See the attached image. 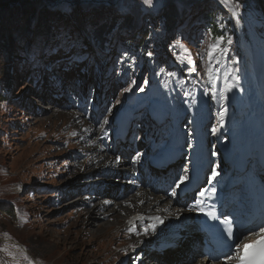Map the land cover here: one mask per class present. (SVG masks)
Masks as SVG:
<instances>
[{
  "label": "rangeland",
  "instance_id": "374dc122",
  "mask_svg": "<svg viewBox=\"0 0 264 264\" xmlns=\"http://www.w3.org/2000/svg\"><path fill=\"white\" fill-rule=\"evenodd\" d=\"M34 2V0H28L25 3L30 6V10L32 8L36 10L37 6ZM121 2L120 0L119 3ZM179 2L181 1L174 2V5L177 6L179 14L182 12L185 15V11L178 6ZM129 3L133 5L134 1L129 0ZM200 3L203 2L200 1ZM78 4L75 10L87 22L86 35L105 22L112 21L116 25L120 23L117 15L119 10L113 7L109 0H79ZM13 5H18V1ZM195 5L194 15L203 11L201 6ZM19 7L23 8L24 5L19 4L0 15V46L1 48L3 44L9 46L8 50L12 53L11 59L14 57L15 61L13 86L8 89L6 103L0 101V166L5 164L8 175L18 176L15 180L19 182L12 181L10 191L17 193V184L25 186V190L21 193L22 207L27 211L30 222L14 221L9 217L0 216V264H15V261H19V264H122L126 257L121 252L125 249L126 254L128 244L139 242L140 227L139 224L129 223L130 214L124 216V212L121 211L129 207L126 202L129 203L131 199L135 201V204L138 202L136 194H131L127 198L126 192H120L118 195L124 197L121 200L122 207L119 199H104L109 196V191L101 195L98 190L99 187L109 189L111 186H106L109 182L116 186L120 184V178L113 172L110 173L105 166L114 158L116 159V156L108 152L107 155L104 154L107 157L105 159L97 152L98 148L105 151L109 146L110 132L115 127L112 117L118 113L122 115V111L119 112V110L125 102H129L128 104L134 108V104L136 105L135 109L140 116L131 132L130 141L126 145L120 144L117 148L124 150L129 148L132 157H135L137 153L141 154L136 163L135 175L140 176L142 183L146 185V190L154 195L162 196L164 201L177 200L170 195L172 187L169 184L171 178L177 179L184 173L178 169L169 173L161 172L160 175L158 171L149 172V169L146 172L140 171L142 166L147 165V154L150 152L151 144L162 143L164 139H167L170 144L173 142L176 131L174 118L179 106L187 104L193 111L189 112L188 121L181 126L179 140L183 135L190 136L194 131L192 132L194 137L191 136V138L203 157L208 151L207 143L195 130L202 127V133H204L205 130L210 129L207 137L212 138L214 142L216 133L213 134V128H217V132L220 131L225 136L226 129L223 124L213 118L214 111L220 112L225 106V100L220 101L221 105L218 107L216 100L206 96L204 93L209 90L210 85L202 89V84H197L195 95L192 94L193 85L181 83L176 79L171 82L164 79L166 85L160 88L158 80L142 79V73L137 72L136 68L132 69L124 65L122 70H114L113 75H110V70L105 67V63L113 55L112 46L108 47V51L99 52L96 57L86 51V59L82 63L56 64L52 71L48 66L36 69L38 65L34 64L31 67L32 63H28L26 54L29 55L30 50L36 48L37 42L40 43L36 38H32L35 36L33 32L30 31L29 36L16 41L14 39L13 44L11 39L20 34V30H24V25H27L26 31L29 28L36 29L38 24L29 26L30 23L27 21L29 17L24 15L25 10H18ZM75 10L69 14L66 12L61 14L57 11L52 12L47 6V8L36 10L39 13L36 23L46 21L52 29L51 32L62 34L66 29L68 36H74L76 31L79 32L76 20H71ZM34 13H30V17L36 18ZM151 13L154 14V11ZM231 14L234 17L238 15L233 12ZM123 15L120 13V16ZM244 17L247 18L246 15ZM137 18L138 16L133 15L128 19L132 25H136ZM158 21L159 16L153 22L146 19L147 23L144 26L150 22L151 26L159 31ZM258 25L264 30L262 19H258ZM46 34L47 36L41 40L42 48L53 49V45H58L59 40L56 39L52 43L50 39L53 37L48 32ZM162 35L163 33L159 32L154 39L158 41V45ZM172 35L168 33L165 39H173L175 35ZM124 38L128 37L125 33H121L120 40ZM182 38L185 44L191 41L184 33L179 35V40ZM259 39L261 40V37ZM113 42H118V39H114ZM165 43H167L166 46L154 52L160 65H163L167 72L181 69L180 64L174 66L166 64V54L171 52L169 47L172 45L167 40ZM241 43L243 44L242 38ZM226 47H230L229 51L240 50L234 45ZM173 49L175 47H172V53ZM182 51L190 57L195 53V49L189 46V43ZM70 52H73V49ZM108 53L110 54L107 55ZM47 58L43 56V60ZM53 59H55L54 55L50 57V61ZM35 62H37L36 59H34ZM87 63L90 66L89 69H82ZM233 64L235 67V63ZM234 67L228 69L227 82L233 80L236 74L237 69ZM26 68L28 72L22 73L26 72ZM38 71L42 73L39 75ZM241 74L245 77V74L242 72ZM157 76L159 79L164 78L160 74ZM87 78L91 80L87 82ZM133 80L143 87V81L147 80L148 86L140 93L135 87L132 91L125 93L124 88L128 87ZM237 82L248 90L254 87L258 94L259 85L264 87V60L259 65L257 77L253 79L249 74L247 79L237 80ZM167 91L172 92L171 97L167 95ZM185 93L189 95L186 96ZM257 96V99L261 98L260 95ZM152 97L161 102L164 101L170 107L169 122L162 128L155 127L147 115L146 107L151 104ZM104 116L109 119V124L105 125L107 137L100 131V123L97 122L98 120L102 122ZM128 122L129 118H125L124 123ZM98 155L101 158H98ZM49 159H53L54 162L66 159L67 166L63 170L62 167H52L49 165ZM217 163L220 166V162L217 161ZM131 165L132 162H128L122 167L127 168ZM184 165L183 162L180 164V166ZM150 173L155 174V182L152 185L148 184L147 179ZM100 177H106L107 182L102 179L100 180L102 183L97 184L96 180ZM155 185L161 188V191H156ZM4 192L8 193L7 190ZM5 193L2 196H7ZM116 193V189L111 191V195ZM146 197L149 199L148 196ZM24 209L21 208L20 211ZM109 209L115 210L112 214L120 215L124 220L118 222L117 218H112L109 222L105 219L109 215ZM182 210L187 211L188 204L184 203ZM172 251L173 254L179 253V257L182 256V247L177 250L173 248ZM9 252L12 255H9ZM141 254L142 251L132 255L127 264H137V258ZM173 254L164 252V256L161 257L162 264L166 263L164 261L166 256H173ZM137 255L139 256L136 257Z\"/></svg>",
  "mask_w": 264,
  "mask_h": 264
},
{
  "label": "clouds",
  "instance_id": "9594fccd",
  "mask_svg": "<svg viewBox=\"0 0 264 264\" xmlns=\"http://www.w3.org/2000/svg\"><path fill=\"white\" fill-rule=\"evenodd\" d=\"M109 1L113 7L118 8L119 13L117 12V15L119 16V20L128 16V8L126 5L123 4L124 0H121L122 1L121 4L119 3L120 0H113V1L109 0ZM213 1L217 4L218 7H220L224 12L227 13L226 8L221 5L219 0H213ZM72 4H74V3H72ZM46 5L48 6V3H46ZM76 5H79V4H75L73 10H75ZM147 5H148V10L157 9V11H159V9H160V13L162 15L163 10H162L161 4L152 5V4L146 3L145 11H148ZM125 11H126V14H124ZM194 11H195V9L187 10L186 14H185L186 17L180 18V20H178L174 24V29H173L174 34L172 35V33H171V35L172 36L176 35V36L173 39H168L167 42H170L169 44L172 45L173 41H175L176 39L179 40V35L182 33H184L185 35H187V37L189 39H191V41L188 43H189V46H191L192 48L195 49V53L191 58L195 61V67L197 68L196 72L189 73L187 71L188 66H186L183 63H180V61L185 60L187 57H189V56H186L185 53L182 51V50H184L186 45H188V43L185 44L183 38L179 40L177 45L172 46V47H175V49H173L174 54L172 53V47L171 46L169 47L171 52H168L166 54V57H167V63L166 64H168L169 66H174L175 64H180L181 69H178L176 71L167 72L166 70L163 71V70H161V68H157L155 71H153V69L157 65H160L159 61L157 60V57L154 55V52L160 48H156L158 41L154 40V39L159 32H162V33L165 32V38H166V35H168L167 33H169L166 30L162 29L161 27H160L161 31L156 30V32H157L156 35L150 40L149 48H147L145 50H141L137 53H133L131 55H130V49L128 50V53H126V55L124 53L120 52V50H124V48H125L121 45V43L130 37L128 36V34H126V36L128 38H124V39L120 40V36H121L122 32H119V29L116 27L114 29V35H111L110 41H108L106 48H101L100 45H96L94 43V41L89 37V35H86V33H85V35L82 33L83 38L78 39V38H76V32L77 31L75 32L74 36H72V35L68 36L67 35L68 33L65 29V31L62 34H57L56 32H54V34L56 35L55 39L49 38L52 41V43H54V41H56V39L59 40L58 45H53L54 46L53 49L48 48V47L42 48L41 42L39 44L40 46H38V48H35V52H38L39 55H42L44 52V49H47L45 54H44V56L48 57L47 59L43 60V58H40V61H37L34 63V59L38 60V57H37L38 55L37 56L34 55L35 52L33 53L32 49L29 52L31 54H29V55L26 54V59L28 60V63H32L31 67H33L34 64L38 65L36 67V69L37 68L43 69L45 66H48L49 69L52 71V70H54V65H56V64L64 65L63 63H59L60 61H58V59L66 57V54L68 55L67 52L68 51L70 52L72 47H76V50L71 55L72 61H69L66 63H72V62L82 63L86 59V55H85L86 51L88 52V54H91L92 56L96 57L99 54V52L108 51V47L112 46L113 47V50H112L113 55H112V57L109 58L108 62L105 63V67L108 70H110V75H113L114 70H116V71L122 70V66L124 65V66L130 67L132 69L136 68L137 72L142 73V79L153 78L155 80H158L160 88H162L164 85H166L164 79H166V81H168V82H171L172 80L176 79L177 81H179L181 83H184L187 85H193L192 94L195 95L197 84H202V89H205L209 86L208 82L207 83L205 82L207 80V76L205 75V68L207 67V61H208L207 53L211 50L209 46L212 44H215L217 42L216 41L217 37H221V36L224 37V40L219 44V48L224 49L226 51L224 52L223 55L220 54L219 50L215 51V56L219 60V64L216 65V67L219 69V72H218V77H219V76H222L226 70V66L228 65L227 59L232 58L235 55V51H229L230 47H226V46H229V45L237 46V44L234 42L233 38H231L233 35V29H226L224 26L217 28L216 26H210L208 23L202 22L199 27L194 26L191 28H187V26L191 25V23H195V21L197 20V16L203 15V14L200 15V13H202V12L194 15L193 14ZM262 11L264 13V5L262 8ZM52 12H54V11H52ZM57 12H59V11H57ZM120 13L124 14V15L120 16ZM160 16H159V18H160ZM247 17H251V16L247 15ZM74 19L75 18L72 15L71 20H74ZM138 19H141V20L144 19V21H146L147 14H145V17L140 16ZM237 20H240V19H237ZM220 21L222 22L221 23V25H222L225 20L223 17H221ZM145 23H143V24L141 23V26L144 27ZM158 23H159V21L157 22V24ZM148 25L151 26V23L149 22ZM185 28H187V29H185ZM45 35H46V33L42 34L41 37L43 38ZM65 36H67V39H64ZM87 38H89V39H87ZM114 39H118V42H113ZM228 40L231 41L230 44L228 43ZM258 41H259V43H264L263 40H258ZM128 42H130V41H128ZM166 45H167V43L164 44V46H166ZM164 46H162V47H164ZM248 46H249V48H252L251 46H255V41H254V44H250ZM117 49H118V51H117ZM38 50H41V51H38ZM149 52L152 53V56H148ZM109 54L110 53H108L107 55H109ZM53 55L55 56V59L50 61V57ZM244 56H246V55H244ZM135 59H136V61H135ZM14 62L15 61H13V63ZM244 64L246 66H251V62L249 59ZM120 66H121V68H119ZM160 66H163V65H160ZM89 67L90 66L87 63L86 65H84L82 67V69H86V68L89 69ZM73 68H75V67H73ZM27 72H28V69L26 68V72H22V73H27ZM38 73L40 75V73H42V72L38 71ZM144 74H146L145 75L146 77H144ZM158 74L163 75L164 78L159 79L157 76ZM179 76H180V78H179ZM106 77H108V76H106ZM90 80L91 79L88 80V78H87V82H89ZM218 80H219V78H218ZM224 85H225V83H224ZM11 86H13V84ZM147 86H148V84L144 85V88H146ZM138 93H140L139 90H138ZM167 95L169 97H171L172 92L167 91ZM226 100L225 101L228 105V110H227V114L224 116V120H226V118H228V117H232V121H233L234 119H236L240 115V113L233 107V104L231 103L230 97H228ZM128 103L129 102H125L121 106L119 112L124 110L125 106H128ZM208 104L209 103H207V105ZM134 106L136 108L135 104H134ZM146 111H147V115H148L150 122H152L155 125V127H157V128H162L163 126H165L169 122L168 114L170 112V107L164 101L161 102V101L156 100L152 97V102L149 106L146 107ZM191 111H193V109L191 107H189L187 104H182L179 106V109H178L176 116L174 118V125H175L176 130H177V124L179 123V120L181 119L182 113H183V116L186 118L184 120V122L182 123V125H183L188 121L189 112H191ZM130 112L137 113V109L136 110L131 109L129 112H127L128 116H125V118H127V119L129 118L128 123H124L125 118L123 115H121L119 113L116 114L114 117H112V123L115 125V127H113L111 129V132H110L109 146L107 147V149L105 151H101L98 148L97 149L98 154H106L108 152H113L114 156L120 158V156L117 155L118 151L120 150L123 154H126V153L129 154L128 162H132V158H133L132 152L130 151L129 148H127V150L117 148L120 144H122V145L128 144L130 141V135H131V132H128L127 130L123 131V132L127 133V136L124 138L121 137V135L118 133H123V132H121V130L124 127L126 129V124H129L131 127L134 128V126H135V124H136V122L140 116V113H139V116L136 119H133L129 116ZM213 115H214L213 118H215V119H217L219 117L217 115V113H215ZM206 125H207V123H206ZM117 126H121L122 129L116 128ZM180 129H181V127H180ZM208 131H210V129L205 130V132H208ZM192 132H191L190 136L187 135L188 138L186 140H178L177 142H175V146L170 145V143H168L167 139H164L162 141V143L151 144L150 152L147 154V165H144V166H146V168L143 170L144 166H142L140 168V171L146 172V170L149 169V172L158 171L159 175L161 174V172L169 173L166 170H162V167H159V165H158L159 163H162L165 161V158L161 157V155H163V153H164V145L166 143H168L172 147V149L175 150L176 147L179 146L178 144H182V143L192 139L191 136L194 137V134ZM210 140H211L210 146L213 147V149L218 153L219 157H221L224 154V151H227L226 147L228 144V136L226 135V133H225V136H223L219 131L216 133V141L214 142L212 138H210ZM221 140L223 143L222 145L220 144ZM148 142H150V140H148ZM216 148H217V150H216ZM66 163H67L66 159L61 160V161L57 160L55 162L53 159H49V165L50 166L55 167V168L62 167L61 168L62 170L66 168V166H67ZM70 164H69V166H70ZM181 168H182V166H179V165L177 167L175 166V170L178 169L181 171ZM124 169H125L126 177H130V176L137 177L135 175V169H137L136 163L135 164L132 163V165L130 167H127ZM112 176L113 175H111V177ZM102 179L107 182L106 177H104V178L100 177L98 180H96L97 184H101L102 181H100V180H102ZM115 179L117 180V178H115ZM106 186H107V184H106ZM118 186H119V188L116 189L117 193L115 195H111V191L115 190V189L109 188L110 189L109 190V196L107 198H104V199H108V200L109 199H119V201L123 207L121 200H123L124 197H121L118 195L120 192H122L125 189V186H124V184H122L121 179H120V184ZM155 188H156V191H161L160 190L161 188L157 187L156 185H155ZM104 189H106V188H103V187L98 188V190H100V191H103ZM138 190H140V191H138ZM12 192H14V191H12ZM134 192L141 193V197L149 196V194H153L152 192H149V190H146V185L142 183L141 178H140L138 186L134 189ZM14 193H16V192H14ZM53 193H54V191H53ZM20 196H22V194ZM138 212L140 214H143V216L145 215V213L142 211H138Z\"/></svg>",
  "mask_w": 264,
  "mask_h": 264
},
{
  "label": "trees",
  "instance_id": "16d2710c",
  "mask_svg": "<svg viewBox=\"0 0 264 264\" xmlns=\"http://www.w3.org/2000/svg\"><path fill=\"white\" fill-rule=\"evenodd\" d=\"M16 1H18V5L20 6L24 5L23 8L19 7L18 10L22 9L24 11V15L28 18L27 21L30 25H37L36 29H28L25 31L26 26H23L24 30H20V34H18L16 37H13L11 39V44H13V40L15 41L19 38H23L25 36H29L30 31H32L33 39H37L39 42L42 40V34L48 32L51 34V36L55 39L56 35L54 32H51V28L47 24L46 21L37 22V19L39 17V13L36 10L47 8V5L45 1L43 0H34L36 3V10L35 8H32L30 10V6L26 5V1L28 0H0V15L3 12H8L11 8H14L18 5H13ZM79 1V0H74ZM179 2L178 6L183 9V11L192 10L195 9V4H198L199 7L201 6L203 8V11L201 16H197V20L195 23H191V25H188L187 28H191L194 26L199 27L202 22L208 23L210 26H216L217 28H220L221 26H224L226 29H233L232 22L227 17L226 12H224L220 7L217 6V4L213 0H154V3L152 5H162V15L159 18V25L162 29L166 30L167 32H170L173 34L174 24L180 20V18H185L186 16L180 12V14L177 11V6L174 5V2ZM202 1L203 3H200ZM220 1V0H219ZM236 3H239V8L242 9L248 16H255V18L262 19L264 21V13L262 11L264 0H235ZM171 2V3H170ZM196 2V3H195ZM123 4L127 6L128 8V16L125 18H122L119 20L121 23L118 24V26L113 23L112 21L105 22L101 26H97L93 28L89 35L90 38L94 41L96 45H100L101 48H106L108 41H110L111 35H114V29L117 27L119 29V32L128 34L130 38L124 40V42L121 43V45L124 48V50H120V52L126 54L128 53V50L130 49V55L133 53H137L141 50H145L149 48L150 46V40L156 35V30L153 29L150 25L141 26V22L144 21V19H138L140 16L145 17L146 11H145V0H134V4L131 5L129 3V0H124ZM35 5V4H34ZM35 10V13H34ZM34 13L36 15V18L30 17V13ZM136 15L138 16L137 24L132 25L129 21V17ZM35 17V16H34ZM73 17L75 18L77 22V26L79 27V32H76V38L81 39L83 38L82 33L85 35L86 33V27L87 22L83 18L77 10H75ZM221 17L224 18V22L221 25ZM26 22V21H25ZM147 23V22H146ZM41 24V25H40ZM185 28V29H187ZM239 30L242 34V40L244 45L247 47L249 44H254L253 34L251 33L250 24L247 23L245 20L240 19L239 20ZM31 34V35H32ZM47 36V34L45 35ZM64 39H67V36L64 37ZM14 41V42H15ZM130 41V42H128ZM120 43V42H119ZM10 44V43H8ZM40 43L37 42L36 48ZM120 45V46H121ZM9 46L6 44L2 45V48L0 46V101H4L6 103V94H8V89L12 87L13 84V73L15 72L13 70L14 64V57L11 59L12 53L10 50H8ZM32 48V47H30ZM120 48V47H119ZM33 53L35 52V48H33ZM118 51V49H117ZM31 54V53H29ZM3 57V58H2ZM9 63V66H8ZM12 72V74H11ZM17 175L11 176L7 174V167L6 165L0 166V216H6L14 221L17 220H23L25 222H30V218L27 215V211L22 207V196L17 195L16 193L10 191L11 182L15 181L17 178ZM7 190L8 193H5L4 191ZM6 194L7 196H2L3 194ZM24 209L20 211V209ZM28 259V258H26Z\"/></svg>",
  "mask_w": 264,
  "mask_h": 264
},
{
  "label": "bare ground",
  "instance_id": "6f19581e",
  "mask_svg": "<svg viewBox=\"0 0 264 264\" xmlns=\"http://www.w3.org/2000/svg\"><path fill=\"white\" fill-rule=\"evenodd\" d=\"M242 38V36H241ZM244 45V43L242 44ZM245 46V45H244ZM248 46V45H247ZM249 95L252 96L253 94L251 93V91L249 92ZM255 96V95H254ZM258 97V96H256ZM258 99H262L258 98ZM225 106L228 109V105L225 101ZM136 110L131 104H128V106H125V109L122 110V115L123 116H128L127 112H129L130 110ZM129 116L133 119H136L138 117V113H129ZM238 122L236 121L235 127H237ZM116 128H120L122 129L121 126H117ZM133 127H131L129 124H126V129L125 127L121 130V132L127 130L128 132H132L133 131ZM179 140V132L178 130H176V132L174 133V137H173V142L170 145L175 146V142H177ZM118 156H120V162L123 161L122 163H115L114 160H112L109 164H105V166L107 167V170H109L110 173L113 172L114 175L118 176L121 179L122 184H124L125 189L122 192H126L125 194L128 195L127 198L129 196H131V194H136L135 197L138 198V202L135 204L134 200L131 199V201L126 202L129 207L127 209H121L124 216L129 215L131 212L133 211H142L145 213V215L143 217H137L136 219H134L133 221L139 224L140 227V236H139V241L144 243L150 242V241H156L159 236L161 235V233L165 230L163 224H161L160 222H158L157 220L152 219L155 213H162V212H170L176 219H175V224H179L182 225L181 228H184L183 230H187V234L193 232L196 235L200 234V229L198 228V225L193 223L192 221V216L194 214L195 211H192L191 213V217L189 218V220H191V226L190 227H185L184 221L181 220L180 216H177V213H179L180 208H183L184 206V202L182 201H177V200H167L164 201V198L162 196L159 195H153V196H148L149 199H147L146 196L141 197V193L139 192H134V189L138 186L139 181H140V176L139 177H126L125 175V169L122 167L123 165H125L126 163H128L129 160V154H123L120 150L118 151ZM113 154V152H111V155ZM107 155V154H106ZM106 155L102 154L103 158H107ZM210 157V155L208 156V154H204L203 158H207ZM96 158V157H95ZM98 158H101L98 155ZM94 159V158H93ZM104 160V159H103ZM223 167H227V164L224 163ZM146 168V166L143 167V170ZM221 173H223V168H221L219 170ZM164 173V172H163ZM148 179V184H154L155 182V174L154 173H150L149 176L147 177ZM176 178H173L171 180V183L174 184V181H176ZM107 186H111L110 188H114V189H118L119 186L114 185L113 183L109 182L107 184ZM115 186V187H114ZM110 189H108V187H106V189H104L103 191L99 190V193L102 195L105 191H109ZM140 191V190H138ZM142 200V201H141ZM141 201V203H139ZM125 203V204H126ZM149 203L150 205L146 204ZM145 204V205H143ZM195 205V204H194ZM195 206H192V209H194ZM126 210V212H125ZM110 211V212H109ZM115 210L113 209H109V215L108 217H105V219H108L109 222L111 221V219L113 218H117L118 222L124 220V218H122L120 215L116 216L114 214H112V212H114ZM106 214V213H105ZM112 216V217H111ZM86 221V220H85ZM147 229V232L145 231ZM170 230V233L172 231V229H167ZM259 233V232H258ZM257 233V234H258ZM182 234H184L182 232ZM179 235L178 232H175L174 234H168L167 237L163 238L161 241H158L157 245H164L169 241H174L175 238ZM188 244V240L187 238L183 241H180V246L182 247V254L187 251V253L189 254L191 252V250L189 248H191L190 246L187 245ZM193 249H196V243L193 242ZM154 247H149V248H145V247H141V248H137L133 255H136L138 253H140L142 251V254L140 255V257H138L139 255H137L136 257H138V263L137 264H144L145 262H148V264H162V256H164L163 254H161L160 252H156L154 249ZM183 255L181 257H178V255L176 257H166L164 259V261L166 263L164 264H181L184 263L185 261H187V255ZM169 259H172L171 261H169ZM192 259V257H191ZM169 262V263H167ZM212 264H222V260L218 259V260H214L212 262Z\"/></svg>",
  "mask_w": 264,
  "mask_h": 264
},
{
  "label": "snow or ice",
  "instance_id": "6c2138e0",
  "mask_svg": "<svg viewBox=\"0 0 264 264\" xmlns=\"http://www.w3.org/2000/svg\"><path fill=\"white\" fill-rule=\"evenodd\" d=\"M145 2L148 4H153L154 0H145ZM239 7H240L239 3L237 2L235 10L238 11ZM223 40H224V37L222 36L217 37L216 38L217 42L209 46L211 50L207 53L208 61H207V67L205 68V75L207 76L208 84L211 87L204 94L206 96H210L211 99L216 100L218 102L226 100L227 99L226 93L231 91L232 88L236 86L235 84H228L227 83L228 77L226 76L224 78L225 86L223 90L218 91L216 88L215 81L219 78L218 77L219 69L216 67V65L219 64V60L215 56V51L219 50L221 55L224 54L226 50L219 48V44ZM228 43L230 44L231 41L228 40ZM148 56H152V53L149 52ZM180 63H183L186 66H188L187 71L189 73L197 71V68L195 67V61L190 56L187 57L185 60L180 61ZM234 79L239 80V77L235 76ZM147 84H148V81L144 80L143 85H147ZM133 87L138 89L140 92L144 91V87L137 84L135 80H133L128 87L124 88L123 91L125 93L130 92L133 90ZM185 95L187 96L189 94L185 93ZM117 103H119V101H117ZM105 111H109V109H105ZM226 114H227V107L223 106L221 111L217 113V115L220 117L221 123H223V119ZM97 122L100 123V131L104 134L105 137H107L108 133H107V129L105 128V125L109 124L108 117L104 116L102 122L99 120ZM217 131H218L217 128L212 129L213 134L217 133ZM212 155H216V153H212ZM140 156L141 154L137 153L136 156L132 158V163L133 164L137 163ZM114 162L118 164L120 162V158L116 157ZM219 167L220 166L217 164L211 169V175L207 181L209 184L213 183L216 180V178L220 175V172L217 170ZM187 180H188V175H187V171L185 170L184 175H179L177 180L174 181L175 187L172 189L170 195L172 197H176L178 195L177 189H180L183 182ZM216 191L217 190L215 187L199 190L197 193L198 198L195 200L196 207L194 209H189V211H196L198 213H202L208 219L215 221L216 223L210 224L208 225V227L218 231L220 238H222L225 242L231 240L232 244H235L236 240L239 239V237H235L234 228H233V220L228 215H224L223 213L218 215L215 208L205 209L201 207L204 200L211 199L213 196H215ZM222 216H223V219H221ZM152 219L158 220L159 218L153 217ZM223 225H227V228L222 227ZM257 230L259 231L261 235H264V221H261L259 224H254L252 228L246 229V231H249V232H256ZM145 231L147 232V229ZM258 243L261 244V254L259 258L249 259L246 256L239 255V250H237V255L235 259L238 261V264H264V240L258 241ZM225 246L228 248V252L222 253V255L224 257L225 264H228V261L233 259V256L231 255L232 245L226 243ZM245 247H247V245H245ZM8 254L12 255L11 252H9ZM15 264H19V261H15Z\"/></svg>",
  "mask_w": 264,
  "mask_h": 264
},
{
  "label": "water",
  "instance_id": "95a60500",
  "mask_svg": "<svg viewBox=\"0 0 264 264\" xmlns=\"http://www.w3.org/2000/svg\"><path fill=\"white\" fill-rule=\"evenodd\" d=\"M43 1L51 5L69 4V3L78 4V1L76 2L74 0H43Z\"/></svg>",
  "mask_w": 264,
  "mask_h": 264
}]
</instances>
